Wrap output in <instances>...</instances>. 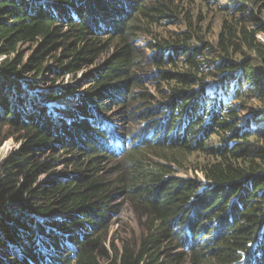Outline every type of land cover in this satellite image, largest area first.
<instances>
[{
  "label": "trees",
  "instance_id": "obj_1",
  "mask_svg": "<svg viewBox=\"0 0 264 264\" xmlns=\"http://www.w3.org/2000/svg\"><path fill=\"white\" fill-rule=\"evenodd\" d=\"M218 5L227 18L215 48L179 0H0V54L34 48L27 65L23 56L0 65L9 78L0 83V121L4 112L3 127L25 134L0 179V264H264V128L241 120L243 97H264V72L254 66L264 64V0ZM180 23L186 31L158 34ZM106 53L86 97L64 108L69 122L53 118L46 102L60 114L56 104L75 88L27 100L25 86L11 81L40 76L48 61L77 75ZM142 81L155 85L156 107ZM105 98L143 106L121 128L100 109ZM61 152L76 157L69 170L35 187ZM184 168L205 181L177 177ZM121 194L139 216V239L111 238L106 213Z\"/></svg>",
  "mask_w": 264,
  "mask_h": 264
},
{
  "label": "rangeland",
  "instance_id": "obj_2",
  "mask_svg": "<svg viewBox=\"0 0 264 264\" xmlns=\"http://www.w3.org/2000/svg\"><path fill=\"white\" fill-rule=\"evenodd\" d=\"M182 4L183 8L186 10L188 9L191 14L197 19L202 20V22L199 24V26L202 28L204 32L203 35L206 36V39L213 44V46L216 48L219 40L220 31L222 29L223 21L227 18V13L223 11L218 4L225 5L227 0H219L217 5H214L213 7L206 6L205 3L200 2L199 0H193L194 2L191 3L190 0H179ZM228 5V7H230ZM258 11V10H256ZM167 25V24H166ZM253 27V25L251 24ZM187 30V23H180L178 25H172L165 28H160L158 30V34H161L163 36H168V33L170 31H186ZM105 33V32H104ZM258 38L264 43V33L258 34ZM198 39H192L191 42L196 44ZM142 44H144V41H141ZM33 45L23 43L21 44L17 52L15 54L11 55H2L0 54V65L5 62V60H9L10 62H15L17 59L22 58V67L24 65L28 64V60L33 54ZM250 53V52H248ZM251 56H253V53H250ZM111 57L110 53H106L101 57L99 62H97L94 65H91L90 67L83 68L81 72H79L77 75H67L63 72H60L63 67H59L57 62L54 61H48L47 62V68H45L44 72L40 74V76H37L35 73L28 72L24 74L22 78L14 76L11 78V81L14 79L19 80V83L21 87L24 88L25 86V94L23 95L24 98L27 100H30V98H34L35 100L39 101L40 93H50L54 92L55 90L59 91L61 89L70 90L72 88H75V91L70 93V95H67L65 98L61 99L57 106H65L67 104L70 105V107H73V102L76 100V96H84L86 93H88L89 90V79L91 75L97 71L99 68L105 66L107 62L109 61ZM243 55L237 56L236 59L242 58ZM255 70L257 72L263 73L264 72V64L262 61H257L255 64ZM14 78V79H13ZM58 78V81H57ZM148 78V77H147ZM144 79V78H143ZM147 80V79H144ZM4 82L5 84L9 83V78L5 76L0 75V83ZM31 81L32 83H35L36 89L26 87V83ZM143 82V81H142ZM147 82V81H146ZM145 88L148 87L149 92L152 94L154 100L148 104V107L153 108L159 105V100L161 97H159V94L157 93V90H155V85L150 84L149 82L146 83ZM14 84V82H12ZM11 83V84H12ZM16 85V84H15ZM17 87V86H16ZM15 86H11L9 91L6 92V95L9 98L12 99L13 95L15 94ZM8 90V88L6 89ZM261 94H256L254 96L252 95H245L243 97L244 104L241 101V104H243V114L241 117V120L243 118L247 119L249 118L250 125H252L253 122H257L259 124V129L264 128V97H260ZM86 97V95H85ZM111 101V102H110ZM13 102V100H11ZM89 103L91 101H88ZM51 101L46 102V106L48 110L53 108V105H51ZM50 105V106H49ZM92 105V104H91ZM94 106L96 104H93ZM100 106V109L108 114L118 126H121V128H126L130 125V118L134 117V114L140 113L142 106L135 107V103L133 100L129 101L126 107H123L117 102H115L114 98H105L104 101L99 102L98 104ZM97 105V106H98ZM257 111V114L261 115H254L253 112ZM4 112H2V121H0V135L3 138L6 136L7 139L3 142V144L0 146V179L5 175V162L10 158L12 153L16 151L20 146H22L25 143V134L21 131H17L16 129L10 128V127H3V120L4 118ZM70 118L65 114L64 121L69 122ZM244 121V119H243ZM246 121V120H245ZM248 126V125H247ZM253 127V125H252ZM253 129H255L253 127ZM9 144V145H7ZM46 149L50 150L48 145H46ZM60 150H56L55 152H59ZM59 160L55 162V165L57 167L56 171L53 173H45L40 176V180L37 183L35 187H48L52 182L59 179V177L62 176L61 173H64L63 171L69 170L66 169V163L73 162L76 160V157L74 155L66 154L65 152H61L60 155L57 156ZM119 158V156H118ZM192 161V162H191ZM196 161H194V158L192 157L189 159L184 166L191 167L193 164H195ZM114 165L110 161L103 160L102 168L103 171L107 172V174H115L114 172ZM69 174V173H68ZM176 176L183 179H192L195 180L197 183H202L205 181L203 178V175L200 172H193L191 170H176ZM110 208L108 209L107 219L110 222V231H111V238H127L130 237L131 239H139L143 233V228L141 227V224L139 222V216L137 212L135 211L133 205L130 203V201L127 199V197L123 194L121 195H114L110 200ZM62 214H57L56 216H61ZM70 246V245H69ZM187 264H190L187 263Z\"/></svg>",
  "mask_w": 264,
  "mask_h": 264
},
{
  "label": "bare ground",
  "instance_id": "obj_3",
  "mask_svg": "<svg viewBox=\"0 0 264 264\" xmlns=\"http://www.w3.org/2000/svg\"><path fill=\"white\" fill-rule=\"evenodd\" d=\"M75 102H76V100H74V102H73V107H74ZM66 107H67V108H70V105L67 104V105H65V106H61V108H62L63 110L60 111V114H59V112H57V110H52V109H50L49 111L52 113L53 118H57V117H63V118H65V114H64L65 110H64V108H66ZM7 145H9V144H7ZM206 181H207V180H206Z\"/></svg>",
  "mask_w": 264,
  "mask_h": 264
},
{
  "label": "clouds",
  "instance_id": "obj_4",
  "mask_svg": "<svg viewBox=\"0 0 264 264\" xmlns=\"http://www.w3.org/2000/svg\"><path fill=\"white\" fill-rule=\"evenodd\" d=\"M253 127H254L255 129L260 128L258 124L253 125Z\"/></svg>",
  "mask_w": 264,
  "mask_h": 264
}]
</instances>
